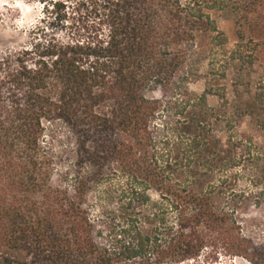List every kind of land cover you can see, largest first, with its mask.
<instances>
[{
	"label": "trees",
	"instance_id": "1",
	"mask_svg": "<svg viewBox=\"0 0 264 264\" xmlns=\"http://www.w3.org/2000/svg\"><path fill=\"white\" fill-rule=\"evenodd\" d=\"M257 1L93 0L92 39L0 60V264H184L219 250L264 264L236 205L216 202L245 161L263 184L248 196L264 199L262 154L234 125L224 145L213 132L208 96L227 106L224 85H187L203 56L227 78L239 49L213 13ZM53 123L73 146L64 174L45 146Z\"/></svg>",
	"mask_w": 264,
	"mask_h": 264
},
{
	"label": "rangeland",
	"instance_id": "2",
	"mask_svg": "<svg viewBox=\"0 0 264 264\" xmlns=\"http://www.w3.org/2000/svg\"><path fill=\"white\" fill-rule=\"evenodd\" d=\"M92 1L0 0V60L7 55L14 59L19 51L25 49L43 51L49 44L92 39L95 33L93 28L98 22V16L92 12ZM213 16L229 39L226 46L228 51L239 49L240 56L231 62L227 78L211 74L209 59L201 57L196 63V71L188 80V89L192 94L199 95L206 89L207 82L215 85L216 89L225 86L227 106L220 107L222 100L219 95L208 96L209 105L216 109L213 132L222 145L227 143L231 125L235 126V131L252 136L262 154L260 163L264 166V129L259 122V117L264 115V101L255 97L256 93L264 94V0H258L251 12L226 8L215 11ZM156 96L160 97L161 94L157 93ZM45 139V146L57 158V173L64 174L74 159L73 146L66 130L61 129L59 123L47 124ZM254 166L253 161H245L232 169L230 179L224 183L225 192L217 197L216 202L220 207L236 205L245 233L254 242L263 243L264 199L257 204L254 198L248 196L251 191H259L263 186L255 185ZM200 178L203 180L195 185L196 189L209 183V176ZM55 182H62L58 175ZM228 183L232 185L227 188ZM153 197L157 198V194L153 193ZM184 264L252 263L244 257L230 258L219 250L216 258H206L204 255Z\"/></svg>",
	"mask_w": 264,
	"mask_h": 264
}]
</instances>
